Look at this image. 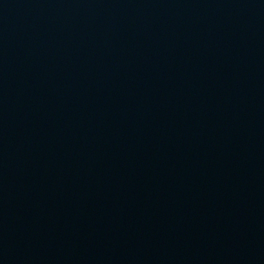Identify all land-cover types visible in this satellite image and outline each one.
I'll return each mask as SVG.
<instances>
[{
  "label": "water",
  "instance_id": "obj_1",
  "mask_svg": "<svg viewBox=\"0 0 264 264\" xmlns=\"http://www.w3.org/2000/svg\"><path fill=\"white\" fill-rule=\"evenodd\" d=\"M0 264H264V0H0Z\"/></svg>",
  "mask_w": 264,
  "mask_h": 264
}]
</instances>
